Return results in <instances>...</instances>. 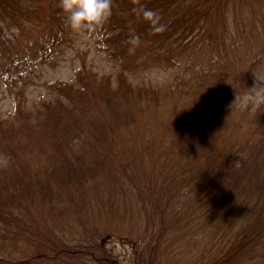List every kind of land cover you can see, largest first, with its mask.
I'll return each instance as SVG.
<instances>
[{"label":"trees","instance_id":"obj_1","mask_svg":"<svg viewBox=\"0 0 264 264\" xmlns=\"http://www.w3.org/2000/svg\"><path fill=\"white\" fill-rule=\"evenodd\" d=\"M251 1L139 0L165 25L152 32L138 0H112L91 28L109 70L83 63L28 104L78 32L59 0H0L14 107L0 112V264H119L108 236L140 248L136 264H264V104L243 99L264 70L249 54L264 1ZM140 57L177 75L148 79Z\"/></svg>","mask_w":264,"mask_h":264},{"label":"rangeland","instance_id":"obj_2","mask_svg":"<svg viewBox=\"0 0 264 264\" xmlns=\"http://www.w3.org/2000/svg\"><path fill=\"white\" fill-rule=\"evenodd\" d=\"M263 1L264 0H252L251 2L254 5L263 3ZM261 11L264 12V7L261 8ZM256 18H258V15L256 16ZM77 32L78 36L76 37L75 44L70 47H65L64 51H62L60 57L57 59L56 64L54 66L46 65L44 69H42L41 76L39 80H37L36 84H33L27 89L26 95L28 99V104L37 102L41 93H43L45 89L44 85L46 83H52L58 80L69 81L72 78L74 79L76 71L82 67L83 63H87V66H93L95 69L101 72L104 71V68L109 70L107 63L104 60L105 53L102 52L101 44H99L97 37L95 35H92L91 28H82L80 30H77ZM262 44V48L253 46L250 49L249 54L251 55V57L254 56V53L257 54L259 60L261 62H264V42H262ZM135 58H137V55L135 56ZM148 59L145 57H140L138 60L141 64L142 69L145 70L144 73H147L149 75L148 79H165L167 81V77L170 72L172 70H175L171 69L168 70V72L162 71L165 72L162 73L160 72V68L156 69L157 67H155L153 58L150 57ZM249 61L250 60H247L245 66L248 67ZM254 73L257 75V78L253 85H251L252 87L250 89L249 94L243 98L244 106L247 107L248 105H250L253 111L260 107L262 104H264V70L262 68L257 69ZM136 74L137 73H135L133 78H135ZM174 74L177 75V70L173 71L171 76ZM0 87L2 88L1 84ZM1 88L0 112L3 114H8L9 112H12L14 110L13 96L7 92H4V88ZM135 249L137 248H133V245L130 242L124 240V238L122 237L108 236V238L105 240V251H103L102 253L105 255L107 254L111 262L118 261L119 264H136V262L138 263V257L135 255ZM139 249H137L138 252L140 251Z\"/></svg>","mask_w":264,"mask_h":264},{"label":"clouds","instance_id":"obj_3","mask_svg":"<svg viewBox=\"0 0 264 264\" xmlns=\"http://www.w3.org/2000/svg\"><path fill=\"white\" fill-rule=\"evenodd\" d=\"M59 8L63 14L64 23L72 30L92 28L104 23L112 14V0H59ZM137 15L148 21L152 32H161L165 25L159 22V14L156 10L139 2L134 8ZM132 34L128 37L131 45L140 41L139 34L130 30ZM135 49L129 47L131 53Z\"/></svg>","mask_w":264,"mask_h":264}]
</instances>
